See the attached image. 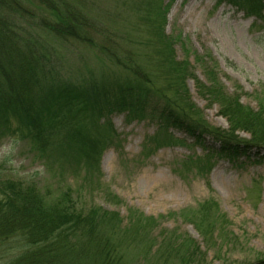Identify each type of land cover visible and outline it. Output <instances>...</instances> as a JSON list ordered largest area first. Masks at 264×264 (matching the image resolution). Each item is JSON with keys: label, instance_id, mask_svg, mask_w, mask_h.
<instances>
[{"label": "rangeland", "instance_id": "rangeland-1", "mask_svg": "<svg viewBox=\"0 0 264 264\" xmlns=\"http://www.w3.org/2000/svg\"><path fill=\"white\" fill-rule=\"evenodd\" d=\"M89 1L104 10L100 21L109 36L116 29L111 43L132 49L137 64L158 87L167 80L160 75V58L152 52L155 40H150L149 27L153 20L164 19L161 31L172 41L174 61L186 64L189 103L208 126L229 128L219 106L209 104L199 84L215 83L227 98H236L253 113L264 107V2L258 15L262 19H257L220 0ZM60 52L62 80L111 83L129 77L97 49L76 44L66 52L61 47ZM108 120L115 138L99 156L98 181L89 189L73 174L61 185L71 188L77 211L90 217L107 215L93 219L120 263L178 264L180 244L199 248L204 256L198 264H251L264 259V151L232 159L219 155L218 145L210 139L199 146L174 129L156 138L162 144L169 136L173 144L155 148L150 141L157 124L151 119L125 110L114 111ZM237 135L249 139L245 133ZM189 159L199 166L186 165ZM6 181L33 182L40 189L54 184L26 145L11 139L0 141V184ZM208 202L214 203L210 215L214 208L220 214L216 224L200 211ZM224 222L229 223L225 228ZM228 235L242 245H223ZM2 249L0 260L21 250L12 241Z\"/></svg>", "mask_w": 264, "mask_h": 264}, {"label": "trees", "instance_id": "trees-1", "mask_svg": "<svg viewBox=\"0 0 264 264\" xmlns=\"http://www.w3.org/2000/svg\"><path fill=\"white\" fill-rule=\"evenodd\" d=\"M262 2L220 0L257 19H262L258 16ZM100 7L89 0H0V141L25 144L43 167V174L54 183L42 189L25 181L0 184V252L11 241L21 248L17 255L1 259L0 264L126 263L115 258L93 219L107 215L94 213L90 217L77 211L71 188L61 185L73 174L81 179L79 185L89 189L98 181L99 156L115 138L108 120L114 111L126 110L128 115L156 122L157 134L150 141L155 148L172 145L169 136L162 144H157L156 138L174 129L199 146L205 138L210 139L218 145L219 155L232 159L254 150L264 151L263 106L253 113L241 107L236 98H227L215 83L208 87L199 84L203 97L219 106L229 126L221 131L208 126L189 103L184 86L186 64L174 61L172 41L161 31L164 19L161 22L156 15L159 21L153 20L149 27L150 40H155L152 52L160 58V75L167 80L158 87L137 64L132 49L111 43L112 32L117 35V31L114 28L109 36V29L104 30L100 21L105 18L104 10ZM76 44L97 49L129 77L111 83L92 78L62 80L61 47L66 52ZM239 133L249 139L239 138ZM198 163L189 159L186 165L195 167ZM52 192L57 195L51 196ZM213 205L204 203L200 211L216 224L220 214L214 208L210 215L213 207L209 206ZM228 224L222 225L225 228ZM222 241L229 248L243 243L238 244L233 236ZM186 245H179L182 253L176 256L178 264H198L204 254L197 246ZM251 262L264 264V259Z\"/></svg>", "mask_w": 264, "mask_h": 264}]
</instances>
